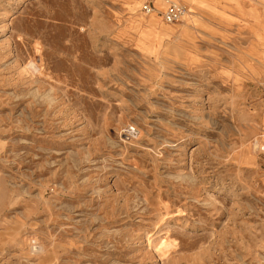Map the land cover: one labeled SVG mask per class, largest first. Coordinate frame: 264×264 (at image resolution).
<instances>
[{
  "label": "rangeland",
  "instance_id": "obj_1",
  "mask_svg": "<svg viewBox=\"0 0 264 264\" xmlns=\"http://www.w3.org/2000/svg\"><path fill=\"white\" fill-rule=\"evenodd\" d=\"M146 2L0 0V264H264V0Z\"/></svg>",
  "mask_w": 264,
  "mask_h": 264
},
{
  "label": "built area",
  "instance_id": "obj_2",
  "mask_svg": "<svg viewBox=\"0 0 264 264\" xmlns=\"http://www.w3.org/2000/svg\"><path fill=\"white\" fill-rule=\"evenodd\" d=\"M142 8L143 12L146 15L151 14L156 9L154 5V0H147V2L143 4ZM162 13L163 18L166 22L175 23L185 19V17L188 15V9L179 3L172 2ZM259 86L262 91V97L264 102V77Z\"/></svg>",
  "mask_w": 264,
  "mask_h": 264
},
{
  "label": "crops",
  "instance_id": "obj_3",
  "mask_svg": "<svg viewBox=\"0 0 264 264\" xmlns=\"http://www.w3.org/2000/svg\"><path fill=\"white\" fill-rule=\"evenodd\" d=\"M233 3H234V2H233ZM233 3H231V4H233ZM236 6H237V5H236ZM236 6L233 4V8H235ZM190 7H191V8H190V12L194 13L195 16H196V18L199 19L198 13H197V11H196L195 9L203 8V7L195 6V5H193V4H191Z\"/></svg>",
  "mask_w": 264,
  "mask_h": 264
},
{
  "label": "bare ground",
  "instance_id": "obj_4",
  "mask_svg": "<svg viewBox=\"0 0 264 264\" xmlns=\"http://www.w3.org/2000/svg\"><path fill=\"white\" fill-rule=\"evenodd\" d=\"M156 6H157V5H156ZM158 7H159V6H158ZM140 24H141V23H140ZM192 24H193V23H192ZM261 82H262V81H261ZM261 82H260V83H261ZM258 86H259V84H258ZM257 142H258V141H257Z\"/></svg>",
  "mask_w": 264,
  "mask_h": 264
}]
</instances>
